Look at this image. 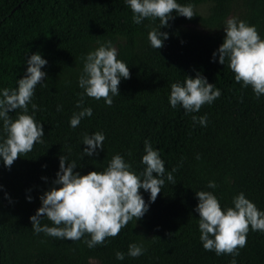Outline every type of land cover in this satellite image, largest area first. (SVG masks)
<instances>
[{
    "label": "trees",
    "instance_id": "trees-1",
    "mask_svg": "<svg viewBox=\"0 0 264 264\" xmlns=\"http://www.w3.org/2000/svg\"><path fill=\"white\" fill-rule=\"evenodd\" d=\"M176 2L210 6L205 17L195 14L191 20L173 13L169 26L159 28L158 18L135 24L126 0H0V93L18 87L31 55L47 61L41 69L45 84L37 85L28 106V114L43 125L44 143L35 144L11 169L0 158V264H230L232 256L203 248L195 193H213L223 210L234 207L233 198L244 193L264 212V95L256 98L250 86L236 83L228 59L221 65L213 53L226 37V19L236 4L242 9L239 21L255 26L264 39V0ZM188 22L208 30H188ZM152 29L168 34L161 49L150 46ZM108 41L117 47V59L129 66L131 78L121 79L120 95L111 106L84 95L83 107L91 108L92 116L72 128L71 117L81 111L76 104L84 93L79 77L85 57ZM197 73L221 96L196 113H186L180 105L172 108L171 85H183ZM19 114L18 109L9 116L15 120ZM194 115L207 116V126L194 123ZM95 132L105 135L104 150L83 157V136ZM6 138L0 120V142ZM145 141L164 162L165 184L154 203L149 192L140 190L149 204L141 220L133 219L117 237L92 249L83 242L90 239L87 235L73 242L33 231L30 217L41 207L40 196L54 186L61 155L86 175L104 171L119 154L140 175L146 167ZM210 181L217 187L209 188ZM45 225L55 226L46 217L41 220ZM133 243L145 249L138 258L127 255ZM117 251L125 254L123 260L116 259ZM239 252L236 264H264V232L250 230Z\"/></svg>",
    "mask_w": 264,
    "mask_h": 264
},
{
    "label": "clouds",
    "instance_id": "clouds-1",
    "mask_svg": "<svg viewBox=\"0 0 264 264\" xmlns=\"http://www.w3.org/2000/svg\"><path fill=\"white\" fill-rule=\"evenodd\" d=\"M126 3L137 25L145 19L158 18L159 28L168 27L169 20L175 19L173 13L189 20L195 16L193 5L182 6L176 0H126ZM224 31L226 37L218 51L213 53V61L218 55L219 63L224 65L227 58L228 66L235 74V82L243 87L250 86L256 98H260L264 95V39H261L255 26L237 21L236 18L226 21ZM167 39L168 34L157 29H152L148 34L150 46L156 50L161 49ZM117 56V49L108 41L85 57L83 73L79 77V87L84 89V93L76 104L81 111L71 117L72 128L78 127L84 118L92 116V109L83 107L84 95L97 101L103 99L107 106H111L113 97L120 95L121 79L131 78L129 66L118 60ZM46 64L47 61L40 54L31 55L27 60L25 77L17 81L18 87L15 90L4 89L0 93V120L7 133V138L0 142V158L8 169L22 155L31 152L35 144L44 143L43 125L28 114V106L37 85L45 84L42 81L46 73L41 69ZM220 96L221 91L197 73L195 78L186 77L183 85H171L169 103L172 108L180 105L186 113H196ZM31 107L33 112L38 110L36 104ZM18 109L22 110V114L13 120L9 113ZM192 119L194 123L198 121L201 126H207V116L194 115ZM105 139L102 132L84 134L82 144L87 145V148L83 157L98 156L97 149L104 150ZM144 152L142 164L146 167L140 175L131 171V165L119 154L112 157L104 171H92L86 175L74 171L76 163H67V157L61 155L54 186L40 196L41 207L30 217L33 231L73 242L87 235L90 239L83 242L92 249L105 245L109 238L117 237L133 219L136 222L141 220L149 211V204L143 199L140 190L149 192L150 202L154 203L165 184V165L159 152L152 148L149 141L144 143ZM175 171L173 168L172 172ZM166 178L175 183L172 173H168ZM208 187L216 188L217 185L210 181ZM195 194L199 201L195 211L200 217V240L204 250L214 251L217 256L230 255L233 257L230 264H236L235 257L239 256V250L247 245L248 232H264V212L258 210L244 193L234 197V207L227 210L222 209L213 193L199 191ZM45 217L55 226L42 227L41 220ZM144 251L142 245L133 243L129 245L127 255L138 258ZM115 256L117 260L125 258V254L119 251Z\"/></svg>",
    "mask_w": 264,
    "mask_h": 264
},
{
    "label": "rangeland",
    "instance_id": "rangeland-1",
    "mask_svg": "<svg viewBox=\"0 0 264 264\" xmlns=\"http://www.w3.org/2000/svg\"><path fill=\"white\" fill-rule=\"evenodd\" d=\"M209 6H210V4L208 2L199 4V5L194 7V12H195V14H197L199 16L205 17L207 15V13H208ZM241 14H242V9L239 6V4L233 5V7L231 8V12H230L229 16L227 17L226 21L229 18H236L237 21H239ZM185 26H186V29L193 30V31H196V32H199V33H205L208 30L206 28L201 27L200 25L193 24V23H190V22L186 23ZM225 27H226V25H225ZM117 44L120 45V46L124 45L123 38L119 37L117 39ZM114 47L117 49L116 46H114ZM91 263L96 264V262H94V261H91Z\"/></svg>",
    "mask_w": 264,
    "mask_h": 264
}]
</instances>
